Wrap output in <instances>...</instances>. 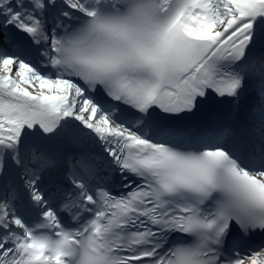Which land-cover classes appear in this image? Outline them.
Returning <instances> with one entry per match:
<instances>
[{"label":"snow or ice","instance_id":"obj_1","mask_svg":"<svg viewBox=\"0 0 264 264\" xmlns=\"http://www.w3.org/2000/svg\"><path fill=\"white\" fill-rule=\"evenodd\" d=\"M0 264H264V0H0Z\"/></svg>","mask_w":264,"mask_h":264}]
</instances>
